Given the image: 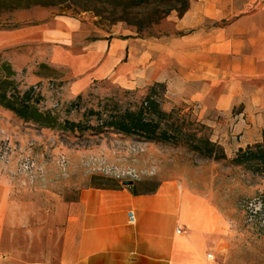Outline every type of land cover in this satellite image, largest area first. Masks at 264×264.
<instances>
[{"label":"crops","instance_id":"crops-1","mask_svg":"<svg viewBox=\"0 0 264 264\" xmlns=\"http://www.w3.org/2000/svg\"><path fill=\"white\" fill-rule=\"evenodd\" d=\"M36 56L67 69L76 93L102 80L135 88L131 76L139 75L204 108L222 84L211 105L217 111L246 80L264 92V0H189L170 31L154 39L107 34L88 40L81 22L65 15L0 30V59L19 68ZM8 170L9 164L0 167V264H215L228 254L227 219L218 214L214 224L213 212L198 209L203 197L175 179L150 192L134 191L133 183L80 186L73 199L49 192L58 205L45 206L40 218L36 192L22 201Z\"/></svg>","mask_w":264,"mask_h":264},{"label":"rangeland","instance_id":"rangeland-1","mask_svg":"<svg viewBox=\"0 0 264 264\" xmlns=\"http://www.w3.org/2000/svg\"><path fill=\"white\" fill-rule=\"evenodd\" d=\"M12 1L0 0V30L37 24L58 15L57 7L14 9ZM167 7L159 3V9ZM65 16L81 22L88 40L107 34L154 39L170 31L178 17L177 11L171 10L157 24L139 31L127 20L112 22L90 11ZM168 16L170 18L163 24ZM36 53L43 55L42 51ZM35 58L29 65L23 63L19 68L0 59V81H12L20 91L38 84L37 107L40 111L51 109L54 123L51 127H39L24 122L0 105V138H8L12 150L7 180L19 189L22 201L26 202L36 192L40 218H43L45 206L55 210L58 205L54 196L49 197V192L73 199L80 186L93 183L122 186L125 185L123 181H131L136 191L148 192L163 180L175 179L203 197L198 209L202 213L213 212L214 224L218 222V214L227 219L231 233L230 250L215 264H264V173L204 157L184 144L144 141L112 130L95 133L61 129L65 119L94 124L95 115L87 113L89 109L102 107L108 112L114 102L123 107L139 104L148 88L158 80L152 77L146 83L144 76L132 75V80L139 83L135 88H128L132 82L121 86L113 80H102L76 93L69 88L67 69L49 65L38 56ZM239 86L238 96L217 111L211 105L223 90L222 84L215 86L211 97L214 101L205 102L204 108L201 101L176 96L165 84L156 87V94L163 110L179 108L180 113L190 120L203 124L205 127L200 131L221 145L230 159L239 148L264 141V92L261 85L256 80H246ZM77 95H80L79 99ZM259 98H262L261 105L251 106ZM23 159L33 163L30 170H20ZM23 206L27 210V203Z\"/></svg>","mask_w":264,"mask_h":264},{"label":"trees","instance_id":"trees-1","mask_svg":"<svg viewBox=\"0 0 264 264\" xmlns=\"http://www.w3.org/2000/svg\"><path fill=\"white\" fill-rule=\"evenodd\" d=\"M12 2L14 9H26L31 6L57 7L58 15L73 16L82 11H90L95 16L112 22L127 20L139 31L144 27L157 24L171 10L177 11L180 17L189 6V0H13ZM159 3L169 7L159 9ZM157 86L162 87L163 83L154 82L139 104L123 107L114 102L113 108L108 112L102 107L97 110L89 109L87 113L95 115L94 124L65 119L61 129L72 132L90 130L95 133L112 130L144 141L184 144L204 157L228 161L233 165H241L252 171L264 173V141L239 148L228 159L222 146L200 131L205 127L203 124L190 120L185 114L180 113L179 108H172L169 111L161 108L156 94ZM39 97V91H34L32 86L20 91L12 85V81H0L1 106L11 110L24 122L33 123L39 127H51L55 117L52 116L51 109L39 110L36 104ZM79 98L80 95H77V99ZM194 124L195 127L192 126ZM91 186L118 188L120 185L93 183Z\"/></svg>","mask_w":264,"mask_h":264},{"label":"built area","instance_id":"built-area-1","mask_svg":"<svg viewBox=\"0 0 264 264\" xmlns=\"http://www.w3.org/2000/svg\"><path fill=\"white\" fill-rule=\"evenodd\" d=\"M34 91H39V85L35 84L32 86ZM11 145L8 138H0V167L6 166L11 160ZM20 170L26 171L30 170L33 167V163L28 159H23L20 164ZM129 221L133 222V214L131 211H128ZM209 256V254H208Z\"/></svg>","mask_w":264,"mask_h":264},{"label":"water","instance_id":"water-1","mask_svg":"<svg viewBox=\"0 0 264 264\" xmlns=\"http://www.w3.org/2000/svg\"><path fill=\"white\" fill-rule=\"evenodd\" d=\"M123 184L130 185V184H132V182L131 181H123Z\"/></svg>","mask_w":264,"mask_h":264}]
</instances>
